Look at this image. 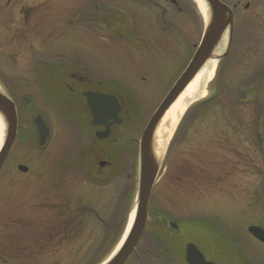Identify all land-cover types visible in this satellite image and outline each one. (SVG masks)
Wrapping results in <instances>:
<instances>
[{
	"label": "rangeland",
	"instance_id": "374dc122",
	"mask_svg": "<svg viewBox=\"0 0 264 264\" xmlns=\"http://www.w3.org/2000/svg\"><path fill=\"white\" fill-rule=\"evenodd\" d=\"M13 1L5 10L7 0H0V81L27 116L0 176V264H99L107 256L97 257L99 242L121 240L135 204L136 151L129 138L139 136L187 67L201 27L182 22L190 38L166 36L169 20L159 17L157 3L169 7V0ZM263 2L255 0L257 12ZM241 6L231 52L172 135L146 229L155 240L160 232L167 235L169 221L177 222L180 233L168 240L194 241L223 264H240L236 246L242 257L262 251L247 227L264 225V146L256 134L250 139L255 150L247 151V127L233 133L241 118L264 121V17L255 23L256 36ZM76 70L91 78L89 88L123 100L125 122L107 140L95 137L80 89L66 87ZM215 81L219 91L213 97ZM27 94L33 101L24 106ZM37 113L49 125L45 149L32 122ZM100 161L110 166L102 168ZM19 164L28 172L19 171ZM244 209L257 212L248 216ZM237 210L239 230L229 226ZM68 240L92 243L96 256L84 253L78 261L63 253L71 247L58 243Z\"/></svg>",
	"mask_w": 264,
	"mask_h": 264
},
{
	"label": "water",
	"instance_id": "95a60500",
	"mask_svg": "<svg viewBox=\"0 0 264 264\" xmlns=\"http://www.w3.org/2000/svg\"><path fill=\"white\" fill-rule=\"evenodd\" d=\"M202 1L205 6L206 23L201 41L183 73L151 115L139 139L136 195L132 211L134 213L133 219L124 233L121 244L114 248L111 255L101 264H123L136 248L144 233L149 216L148 204L150 196L162 169L172 135L176 130L175 128L167 144L159 150L158 130L166 113L207 65L214 61L220 63L230 52L235 30L232 9L221 0ZM217 93L218 84L216 83L214 95H217ZM84 96L91 113L92 124L106 128L104 131H97V138H107L111 134V126L122 122V118L119 116L121 103L118 96L100 91H86ZM0 119L3 125L0 145L1 175L18 133L16 104L9 93L1 86ZM34 121L40 134V143L44 144L48 134L47 126L40 115ZM104 164L105 162H101V165ZM18 169L22 172H27L28 166L19 164ZM171 225L174 230L178 229V225L175 222H172ZM249 231L258 239L264 241V229L250 226ZM186 259L189 264H217L207 260L194 242H188L186 246Z\"/></svg>",
	"mask_w": 264,
	"mask_h": 264
},
{
	"label": "flooded vegetation",
	"instance_id": "af4514ba",
	"mask_svg": "<svg viewBox=\"0 0 264 264\" xmlns=\"http://www.w3.org/2000/svg\"><path fill=\"white\" fill-rule=\"evenodd\" d=\"M221 1L224 2L225 4H227L232 9V11L234 13V25H235L234 37L236 34V23L238 20V15H240V11H241L240 8L242 7L241 3H243V8L245 10L244 12H246V10L249 11V17H250L251 23H252L251 24L252 33L256 34L257 29H256L255 23H256L257 19L264 17V2H263L262 12H257L258 8L255 7V0H248L246 2H243V0H221ZM169 3H170L169 7H166V6L161 7L160 3H157V7L161 8V13L159 14V17L162 14L161 17H163V19L169 20V22H167L165 20V24H164L165 35L166 36H173L174 35V37H177L176 35H183L186 37L188 36L190 38L192 36L191 33L188 32L187 31L188 29L182 25L185 22V23H190V24L193 23V24H197V25L200 24V27H201V34L200 35L202 37L203 31L205 28V23H206L205 12L203 13L200 10V8L198 7V5L196 8L195 4L189 0H184V1L183 0H169ZM6 4H7V8H4V9L5 10L8 8L11 9V7H13L14 1L13 0H7ZM168 12H170V15H171V17H169V18L166 17ZM158 13H159V11H158ZM159 17L157 18L158 21H159ZM172 17H174V18H172ZM176 18H179V21H177ZM173 19H175V21H173ZM7 35H9V34H7ZM256 36H257V34H256ZM256 36H254L253 38H255ZM201 37H200V39H201ZM230 52H231V50H230ZM80 72H81V74H80ZM69 79L70 80L67 81V83H66V87L68 88V90L69 91H76L77 89H80L79 92L82 95V97L85 99V101H86V97L84 96V92H86V91H92V92L93 91H100L103 93H112V92H104L100 88H89L88 86H86L87 83L90 82L91 78L89 79L86 75V72L83 70H76L75 72H71ZM0 85L5 86L3 81H0ZM115 95L118 96L119 101L121 103V109H120L119 116L122 118V122L120 123V124H122L125 122V118L123 115L124 104H123V100L121 99V96H119L118 94H115ZM11 96L13 97V99L16 103L17 109H18V122H19L18 135H19V132H20L21 127H22L20 120H21V117L26 118L27 109L25 108L26 111H23V113H22L23 115H21L17 100L15 99L13 94H11ZM21 101H22L24 106H28L29 104L32 103L33 98L30 94H27L26 96H24L22 98ZM39 115L42 117L44 123L47 124V127H48V134H47L46 140H45L44 144L40 145L42 149L43 148L45 149L47 147V144L49 141L50 130H49V125H48L44 115H42L41 113H37L36 115H34L32 120H33V123L35 126L36 138H37L38 142L40 141L39 140L40 134L38 131V127H37L36 123L34 122V119ZM147 122H148V120L146 121V123H145L144 127L141 129V131L138 132L139 136H138V134H135L136 136H131L129 138V141H128V144L136 151V160H135L136 166L138 163L139 139H140V136H141ZM115 125H117V124H114L111 126V134L115 132V130H114ZM239 126L240 127L244 126V128L247 127V128H245V134L248 138L246 137V139L244 140V143L248 145L247 151L250 149L255 150L256 144H253V141H250V139L252 138V136L256 137V134L259 138L258 139L259 146L260 145L264 146V121L262 120V118L257 119L255 122L254 121L251 122L249 120L245 123L243 122V120L241 118L240 121L238 120L237 124L233 127L234 128L233 133L239 134ZM94 127H96L95 131H104L106 129L104 126H94ZM133 127H135V126H133ZM138 128L139 127H137L135 129V132H137ZM130 129H132V128H130ZM95 131H94V134H95ZM111 134L107 138L99 139V140H107L111 136ZM95 137L97 138V132H96ZM230 141H232V140H229L228 142H230ZM224 146H225V144L222 141V147H224ZM228 146H230V145H228ZM238 152L240 154V148L238 149ZM167 156H169L168 152L166 155V159H167ZM251 156L252 155L249 154V157H248L249 161H250ZM218 159L219 158H217V160H216V164H217ZM224 162L229 163V161L226 158L224 159ZM250 163H254V162L250 161ZM100 166L102 168H104L106 166H110V164L105 163L104 165H100ZM262 194L264 195V185H263ZM249 195L248 196L250 198L251 196H254V193H252V194L250 193ZM243 212L250 213V214H248V216H250L251 214L255 215L257 210L256 209H244ZM237 215H238V219H236V220H234V218L229 219L233 222V224H231L229 226H231L233 229L239 230L240 215L238 214V210H237ZM149 218H150V216H149ZM170 222L171 221L168 222L169 231H168L167 235H162V233L160 232V236L157 235L156 236L157 239H155V240L153 237L150 236L151 233L147 234L146 230H145V232L142 236V239L138 243L136 249L133 251L132 255L123 264H152L151 263L152 260H156V262L154 264H189L187 262V259H186V246H187L189 241L181 242L179 244L177 243L178 245H176V244H174V242H172V240H168L169 238L177 237L180 233V231L176 232L173 229ZM251 225H256V226H259L263 229H264V225H262V223L250 224L247 227V232L249 233V235L251 236V238L253 240H255L257 243H259L262 246V251H260L259 253H256V254L251 253L252 256L242 257L240 254L239 248L236 246V256L238 257L240 264H264V242L259 240L258 238H256L254 235H252L249 232L248 228ZM146 229H147V227H146ZM155 235L156 234H154V236ZM152 238H153V240H152ZM90 244H92V243L86 244L85 242H80L77 240H73V241L68 240V241H61V242L59 241V243H58V245L60 247L64 246V247H71V249L73 248L72 250L70 249L67 251H63V253L71 254L72 258H77L78 261L81 259L79 255H84V253H87V254L91 253L92 257L96 256V254H93V251H92L93 247L89 246ZM120 244H121L120 241L99 242L100 250L101 249L102 250L101 251L99 250L96 252L97 255H99L97 257L101 258L103 255H107L105 257V259H107L112 253V250H113L112 248H116ZM195 244L202 251V253L204 254V256L207 260L213 261L217 264H223L219 261L210 259L207 256V254H205L204 250L199 246V244H197L196 242H195ZM83 249L85 251H83ZM87 249H90V250H87ZM250 249L254 252V249H252V248H250ZM105 259H103V260H105ZM103 260H102V262H103ZM247 260L249 261V263H246Z\"/></svg>",
	"mask_w": 264,
	"mask_h": 264
},
{
	"label": "bare ground",
	"instance_id": "6f19581e",
	"mask_svg": "<svg viewBox=\"0 0 264 264\" xmlns=\"http://www.w3.org/2000/svg\"><path fill=\"white\" fill-rule=\"evenodd\" d=\"M194 1L197 3L200 10L204 13V11H205L204 2L202 0H194ZM216 65H217L216 61L211 62L209 65H207L205 67V69H203V71L198 74L196 79L190 84V86L180 96V98L174 103V105L171 107V109L166 113V115H165V117L161 123V126L158 130V146L160 148L159 150H161L162 147L165 144H167L168 140L171 138V135H172L174 129L176 128L178 122L180 121V118L183 116L184 112L187 110V108L191 104V102H193L194 99L201 96L203 93L205 94V92H203L204 82L208 78L212 77V74L214 73ZM69 106H70V103H69ZM2 130H3V125H2V121L0 119V145L2 142ZM133 214L134 213H132L130 215L129 223H128L126 230L130 226L131 220L133 219ZM202 219L203 220L204 219L210 220L208 218H202ZM189 220L190 219H188V221ZM123 237H124V235H123ZM122 238H121V240H122ZM121 240H120V243H121ZM172 242H174V244H176V245L181 243V241H178V242L172 241Z\"/></svg>",
	"mask_w": 264,
	"mask_h": 264
}]
</instances>
